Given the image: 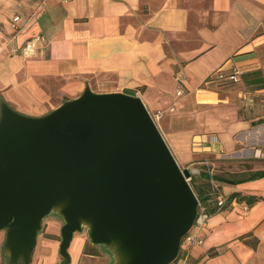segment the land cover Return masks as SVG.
I'll use <instances>...</instances> for the list:
<instances>
[{
	"label": "crops",
	"instance_id": "obj_1",
	"mask_svg": "<svg viewBox=\"0 0 264 264\" xmlns=\"http://www.w3.org/2000/svg\"><path fill=\"white\" fill-rule=\"evenodd\" d=\"M39 34L46 41L23 55ZM220 69L240 70L241 81L207 88ZM87 84L97 93L133 90L161 113L181 167L210 156L243 159L253 166L245 176L264 172V0H0V101L42 116ZM216 187L226 206L184 264H264V177ZM63 225L57 214L45 218L31 264H62ZM80 235L69 264H108V252Z\"/></svg>",
	"mask_w": 264,
	"mask_h": 264
},
{
	"label": "water",
	"instance_id": "obj_2",
	"mask_svg": "<svg viewBox=\"0 0 264 264\" xmlns=\"http://www.w3.org/2000/svg\"><path fill=\"white\" fill-rule=\"evenodd\" d=\"M140 96H80L42 116L0 101V232L11 264H31L46 217L57 214L62 264L77 233L112 264H173L200 200Z\"/></svg>",
	"mask_w": 264,
	"mask_h": 264
},
{
	"label": "built area",
	"instance_id": "obj_3",
	"mask_svg": "<svg viewBox=\"0 0 264 264\" xmlns=\"http://www.w3.org/2000/svg\"><path fill=\"white\" fill-rule=\"evenodd\" d=\"M20 16H15L13 18V28L15 31L20 30ZM46 41V37L43 34L37 35L35 38L29 40L24 48L22 49V54L25 56H31L34 54L35 49L39 43H43ZM242 72L240 70H233V71H224L222 69L217 70L213 75L210 76L208 80L205 82V86L208 88L210 86H218V83L220 82H234L238 83L241 80ZM183 90H180L178 92V95H182ZM244 99L245 101L250 104L251 99L248 96L247 92H244ZM161 113H158L157 117H161ZM194 173V172H193ZM193 176V175H192ZM192 177L190 178V180ZM215 205L219 210H222L227 203V199L223 193H220L218 190L215 192ZM248 206H245V209H247ZM211 214H209L205 208L202 206L199 209V214L196 219L194 228L192 231L184 238L182 247H181V253L180 257L182 258V261L186 263L191 255V248L193 245L198 244L201 245L203 243V240L201 238V233L207 228L209 220H210Z\"/></svg>",
	"mask_w": 264,
	"mask_h": 264
},
{
	"label": "rangeland",
	"instance_id": "obj_4",
	"mask_svg": "<svg viewBox=\"0 0 264 264\" xmlns=\"http://www.w3.org/2000/svg\"><path fill=\"white\" fill-rule=\"evenodd\" d=\"M148 107V106H147ZM149 111L151 112V114L153 115V117L155 118L160 130L162 131L161 128V123L162 120L159 119V117H157L158 113L157 111H153L150 108H148ZM238 158H223L221 159L222 162L217 163L215 162L210 156L207 159L206 163H204L203 165H191V166H182L183 168H190L193 169V176L192 179L190 180L191 186L193 187L194 191L195 189L198 190V186H201V184L207 186V190L212 191L213 193H215L217 191V187H216V180H207V179H202L200 172L202 173V171L211 173L213 176H222V177H226V178H230V177H237L239 176V178L243 177L245 174H247L249 172V169H251L253 166L249 165V163H246L243 159H239L237 161ZM216 188V190H214ZM214 198V202H215V197ZM201 203V202H200ZM201 207V204H200ZM53 216L55 217L56 214H53ZM62 230V229H61ZM83 235H86L85 233ZM87 236V235H86ZM3 237V233L0 232V238ZM82 244V240H81V235L80 234H76V236L74 237V240L72 241V245H71V250L72 252H74L75 248L77 247H81ZM103 251L107 250L102 246L101 247ZM59 251H60V245H59ZM70 254V252H69ZM71 257V254H70ZM113 262V257L108 253V264H112ZM4 264H11L9 262V258L6 255L5 259H4ZM173 264H184V262L182 261V258L179 256L178 260L173 263Z\"/></svg>",
	"mask_w": 264,
	"mask_h": 264
},
{
	"label": "trees",
	"instance_id": "obj_5",
	"mask_svg": "<svg viewBox=\"0 0 264 264\" xmlns=\"http://www.w3.org/2000/svg\"><path fill=\"white\" fill-rule=\"evenodd\" d=\"M238 83H234V82H220V83H218V86H216V87H223V86H227V85L228 86H230V85L231 86H235ZM125 92L128 93V94H131V95H136V92L133 91V90H126ZM262 177H264V172H254L250 176H245L244 175L241 178H239V176H238V178L235 177V176L230 177V178H226V177H222V176H213L210 173H205V174H203L202 179H207L209 181L217 180V181H220V182L237 184V183H241V182L248 181V180L259 179V178H262ZM203 184H201V186H198L197 187L198 190L195 189V192H196V194H197V196H198V198H199V200L201 202V206L203 208H205V210L209 214H211V215L215 214L218 211V209H217V207L215 205V202H214V198H213L215 196V193H213L210 190H207V188H206L207 186H205ZM214 190H216V188Z\"/></svg>",
	"mask_w": 264,
	"mask_h": 264
}]
</instances>
